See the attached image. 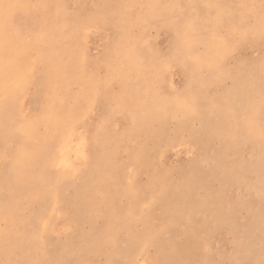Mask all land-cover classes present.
Masks as SVG:
<instances>
[{
	"label": "rangeland",
	"instance_id": "1",
	"mask_svg": "<svg viewBox=\"0 0 264 264\" xmlns=\"http://www.w3.org/2000/svg\"><path fill=\"white\" fill-rule=\"evenodd\" d=\"M9 1L15 12H0L1 29L16 31L0 45L11 62L0 65V264H264V0ZM194 13L203 28L189 43ZM132 46L146 58L128 60ZM57 110L92 136L84 180L89 155L49 124Z\"/></svg>",
	"mask_w": 264,
	"mask_h": 264
},
{
	"label": "bare ground",
	"instance_id": "2",
	"mask_svg": "<svg viewBox=\"0 0 264 264\" xmlns=\"http://www.w3.org/2000/svg\"><path fill=\"white\" fill-rule=\"evenodd\" d=\"M17 2V1H16ZM43 3L44 4H46V3H48V0H43ZM42 3V4H43ZM206 3V2H205ZM220 3V2H219ZM12 3H10V1L9 0H0V12H3L4 14H6V15H8L9 13L8 12H11V14H13L14 12H15V10H14V7H13V5H11ZM220 4H222V2L220 3ZM41 5V4H40ZM58 5V4H57ZM214 5V4H213ZM223 5V4H222ZM43 6V5H42ZM55 6V5H54ZM250 6V5H249ZM174 7V6H173ZM191 8V7H190ZM170 9V8H169ZM194 9V8H193ZM191 10V9H190ZM226 10V9H225ZM218 11V10H217ZM222 11V10H221ZM221 11L219 12V14L217 15V17H216V20H219L220 19V21L222 20L223 21V19H225V15L222 13L221 14ZM3 13H0V14H3ZM8 13V14H7ZM199 15H200V13H198ZM194 16H188V17H185V19H187V21L189 22V24H190V29H191V33L187 36V39H188V42L190 43V42H193V41H195L196 39H198V38H200L201 37V33H200V31H199V28L200 27H202L203 28V24H202V20H203V17H202V15L201 16H197V17H195V13L193 14ZM215 15V14H214ZM93 16H95V15H93ZM100 16V15H99ZM120 16V15H119ZM90 17H91V14H90ZM88 18L89 20L88 21H86L84 24L86 25V29H88V28H91L92 26H93V24H95V23H92L91 22V20H92V18ZM97 17V16H96ZM95 17V18H96ZM91 19V20H90ZM103 19V18H102ZM131 19V18H130ZM8 20L9 19H7V23H8ZM95 20H97V19H95ZM94 20V21H95ZM93 21V20H92ZM219 21V22H220ZM73 20L72 19H70L69 18V16H68V14H65L64 16H63V26L66 28V27H70L72 24H73ZM97 22H99V21H97ZM101 22V21H100ZM1 21H0V45H4V46H6V47H8V43H9V38H10V35H13L12 33H15L16 31L14 30V28L12 27V28H10V29H1ZM5 23H6V21H5ZM6 23V24H7ZM175 23V22H174ZM264 23V22H263ZM84 25V26H85ZM262 25H264V24H262ZM59 27H61V26H59ZM63 29V28H62ZM93 29V28H92ZM51 30H52V28H51ZM84 30V29H83ZM96 30V29H95ZM233 30V29H232ZM89 31V30H88ZM99 30H97V32H98ZM84 32V31H83ZM203 32V31H202ZM39 33V32H38ZM41 33V32H40ZM48 33V32H47ZM86 33V32H85ZM89 33V32H88ZM212 33V32H211ZM36 35H35V37L33 38L32 37V39H35L34 41V43H40V45H41V49H44V47L43 46H45L46 44V41H48L47 39L45 40V38L44 37H39L38 35H37V32L35 33ZM91 34H92V32H91ZM95 34V33H94ZM17 34H14V36H13V40L16 42V44L18 45L19 44V42L22 40H20V39H18V36H16ZM27 35V34H26ZM33 35H34V32H33ZM47 35V34H46ZM51 36V35H50ZM211 36H213L212 34H211ZM236 36V35H235ZM29 37H31V36H29ZM214 38H215V36H213ZM62 38V37H61ZM221 38V37H220ZM88 40V39H87ZM30 41V40H29ZM31 41H33V40H31ZM52 41V40H51ZM105 41V40H104ZM216 44H217V49L220 47V46H223L222 45V40H219L218 38H215L214 40H213ZM49 42V41H48ZM92 42V41H91ZM99 42V41H98ZM185 42V41H184ZM21 43H22V41H21ZM31 43H33V42H31ZM51 43V42H50ZM50 43L49 44H47V45H50ZM62 43V42H61ZM65 43V42H64ZM100 43V42H99ZM185 43H187V42H185ZM184 43V44H185ZM223 43L225 44V42L223 41ZM56 44V43H55ZM66 44V43H65ZM165 44V43H164ZM93 45V44H92ZM187 45V44H186ZM19 46H21V44L19 45ZM59 46V45H58ZM38 47V46H37ZM55 47V46H54ZM57 47V46H56ZM55 47V48H56ZM60 47V46H59ZM25 49V47L23 46V50ZM21 50V49H20ZM48 50H49V48H48ZM48 50H46L47 52H48ZM45 51V52H46ZM51 52V51H50ZM96 52V51H95ZM18 53V52H17ZM42 53V52H41ZM40 53V54H41ZM99 53V52H98ZM125 56H126V58L128 59V60H130V61H132V62H134V61H139L141 58L142 59H145L146 57L145 56H143L141 53H139V51H137L135 48H133V46L132 47H129L125 52ZM14 54H16V53H14ZM38 54V53H37ZM48 55L49 54H47V57H48ZM62 55V54H61ZM15 56V55H14ZM16 56H18V54L16 55ZM59 56H60V54H59ZM193 56V55H192ZM191 56V58H194V57H192ZM195 56V55H194ZM42 57H44V56H42ZM3 58V57H2ZM34 58V57H33ZM39 58V57H38ZM58 58V57H57ZM83 58V57H82ZM195 58H196V56H195ZM8 58H6V59H4V60H2V59H0V65H1V69H2V66L4 65V64H9V63H11L9 60H7ZM36 59V58H35ZM40 59V58H39ZM20 62L21 61H19V64H20ZM28 63V62H27ZM97 63V62H96ZM32 64V63H31ZM23 65V64H22ZM29 65V64H28ZM80 65V64H79ZM97 65V64H96ZM64 66V65H63ZM63 66H62V68H63ZM98 66V65H97ZM33 66H31V68H32ZM25 68H27V66L25 67L24 66V70L23 71H25L26 69ZM68 68H70V67H68ZM81 69V68H80ZM5 70H7V69H5ZM4 69H3V71H5ZM11 70V69H10ZM34 70V69H33ZM1 71V70H0ZM2 71V72H3ZM12 71H14V72H16V69L15 70H13L12 69ZM23 71H21V72H23ZM27 71V70H26ZM29 71H31V70H29ZM61 72V71H60ZM19 73V72H18ZM62 73V72H61ZM101 73V72H100ZM106 73V72H105ZM11 74H13V73H11ZM5 75H6V73H5ZM20 75V74H19ZM29 75H30V73H29ZM6 76H8V75H6ZM13 76V75H12ZM63 76V75H62ZM171 76V75H170ZM60 77V76H59ZM7 78V77H6ZM9 78V77H8ZM25 78V77H24ZM98 78V77H97ZM13 79V78H12ZM12 79L10 80V78H9V82L10 81H12ZM31 79V78H30ZM30 79L28 80L29 82H30ZM36 80H38V79H36ZM25 81V83H27V81H26V79L24 80ZM28 82V83H29ZM55 83V82H54ZM7 85H8V82H7ZM7 85H5V86H7ZM28 85V84H27ZM37 85H39V84H37ZM53 85H55V84H53ZM172 85V84H171ZM254 85V84H253ZM252 85V86H253ZM4 86V87H5ZM12 86V85H11ZM22 86V85H21ZM24 86V85H23ZM22 86V87H23ZM26 86V85H25ZM3 87V88H4ZM21 87V88H22ZM27 87V86H26ZM25 87V88H26ZM53 87V86H52ZM2 88V87H1ZM0 88V89H1ZM25 88H22L23 90L25 89ZM29 88V87H28ZM86 88V87H85ZM14 88H12V90H13ZM15 89H17V88H15ZM12 90H10V91H12ZM17 90H19V88L17 89ZM23 90H21V91H23ZM49 90V89H48ZM96 90V89H95ZM20 91V90H19ZM18 91V92H19ZM18 92H15V93H18ZM59 93V92H58ZM58 93H56V94H52V93H50L51 95H54L53 97V99L52 100H54V101H56L55 102V104L56 103H58V104H62L63 102H61V99H62V95H60V94H58ZM92 93V95L94 94L93 93V91L91 92ZM4 95V94H3ZM91 95V96H92ZM95 95V94H94ZM100 94L99 93H96V96H99ZM194 95H196V94H194ZM193 95V96H194ZM46 96V95H45ZM15 97V96H14ZM47 97V96H46ZM92 97H94V96H92ZM195 97V96H194ZM193 97V98H194ZM51 98V97H50ZM95 98V97H94ZM15 99H17V97H15ZM103 99V98H102ZM17 101V100H16ZM15 101V102H16ZM31 101V100H30ZM45 101H47V100H45ZM93 101V100H92ZM183 101V100H182ZM50 103V101H47L46 103V105L48 106V104ZM16 103H18V102H16ZM51 103H52V101H51ZM53 104V103H52ZM9 105V104H8ZM8 105H6V106H8ZM27 105V104H26ZM94 105V104H93ZM46 106V107H47ZM51 106V105H50ZM49 106V107H50ZM204 105H202L201 106V108L203 107ZM37 107V106H36ZM45 107V108H46ZM56 107V106H55ZM88 107V106H87ZM51 108V107H50ZM53 109H54V107H52ZM51 108V109H52ZM57 108H58V110H59V107H58V105H57ZM60 108H62V107H60ZM7 109H9L8 107L5 109V110H7ZM44 109V108H43ZM56 109V108H55ZM54 109V110H55ZM46 110V109H45ZM44 110V111H45ZM57 110V112L59 113V115H58V118L57 119H55V121H57V122H55L54 120H52L51 118L52 117H54V115H53V113L51 114V115H53L51 118H49L48 117V121H49V124H52V123H54V125H53V127L52 128H54V129H57V127L59 126L60 128H65L66 130V132H68V133H66V134H60L61 135V137L63 136V138H64V136L66 135V137H67V135H69L70 137H72L73 139L74 138H76L75 139V141H77L78 143H77V150L78 151H80L82 154H87V155H89V153L87 152V149L86 148H88L87 146H88V143L90 142H88V138H89V136H91V135H89V131L88 130H78V127H75L74 126V122L75 121H73V117L71 116V118L69 117L68 118V116L66 117V114H64V113H62L61 114V112L60 111H58ZM159 110H161V111H163L164 110V104H162L161 106H160V108H159ZM53 111V110H52ZM51 111V112H52ZM160 111V112H161ZM25 112V111H24ZM46 112V111H45ZM58 113H56V114H58ZM92 113V112H91ZM46 115H48L47 113H45ZM28 115H29V113H28ZM34 115V114H33ZM40 115H42V114H40ZM39 116V115H38ZM38 116H35L36 118H38ZM42 116H44V113H43V115ZM34 117V116H33ZM34 117V118H35ZM24 119H25V117H24ZM24 119H23V123H25V125H24V129L27 131V136L26 137H28V132H30L31 131V129H32V124L30 123L31 122V120L29 121L28 119L24 122ZM135 119H137L136 117H135ZM40 121V120H39ZM48 121H47V123H48ZM14 122V121H13ZM21 122V121H20ZM19 122V123H20ZM34 122H36V121H34ZM43 122V121H42ZM77 122V121H76ZM83 122V121H82ZM22 123V124H23ZM37 123V122H36ZM46 122H43V124H45ZM57 123H58V125H57ZM81 123V122H80ZM39 124V123H38ZM37 124V126H39ZM246 124L248 125H250V126H256V122L255 121H253V119H252V121L251 120H247L246 121ZM13 125V124H12ZM15 126V125H14ZM36 126V127H37ZM40 126H42V125H40ZM43 127V126H42ZM7 128V127H6ZM16 128V127H15ZM86 128V127H85ZM84 128V129H85ZM38 129H39V127H38ZM42 129H44V128H42ZM47 129V128H46ZM45 129V130H46ZM40 130V129H39ZM16 131V130H15ZM38 131V130H37ZM47 131H49V130H47ZM44 132H46V131H44ZM62 132V131H61ZM63 133V132H62ZM53 133L51 132V135H52ZM24 135H26V134H24ZM93 135V134H92ZM10 136V135H9ZM65 137V138H66ZM229 137L231 138V139H236L237 137H239V133H238V131H237V127H232V129H231V131H230V134H229ZM1 138V137H0ZM62 138V139H63ZM91 138H92V136H91ZM61 139V138H60ZM42 140V139H41ZM40 141V140H39ZM38 141V142H39ZM74 141V142H75ZM95 141V140H94ZM32 142H34V140H32ZM42 142V141H41ZM40 142V143H41ZM70 142V141H69ZM34 144H35V142H34ZM39 144V143H38ZM38 144H36V145H38ZM66 142H63V143H61V144H59L56 148H58L60 151H64L65 150V148H66ZM20 146V145H19ZM19 146H17V147H19ZM72 147H74V146H72ZM94 147V146H93ZM55 148V149H56ZM90 148V147H89ZM40 149V148H39ZM44 149H45V146H44ZM40 150L41 152L39 153V155H46V151L45 150ZM21 150H22V148H21ZM57 150V149H56ZM38 151V150H37ZM93 151V150H92ZM15 152H16V150H15ZM19 152V151H18ZM17 152V153H18ZM23 152V151H22ZM22 152H20L21 154H22ZM58 152V151H57ZM90 152V151H89ZM99 152V151H98ZM1 153V152H0ZM24 153V152H23ZM31 153H33V152H31ZM90 153H92V152H90ZM35 154V153H34ZM38 154V153H37ZM2 155V154H1ZM6 155V154H5ZM57 154H55L54 156H56ZM100 155V154H99ZM35 156V155H34ZM34 156H33V158H34ZM93 156H94V151H93V153L91 154V155H89V157H87V160H85V162L84 163H82L81 165V167L79 168V170H78V172H79V176H80V179H82V180H84V178H85V172L88 170V168L93 164V160H92V158H93ZM6 157V156H5ZM8 157V156H7ZM56 157H58V156H56ZM81 157V156H80ZM139 157V156H138ZM44 158H46V156L44 157ZM52 159H56V158H53V157H51ZM50 158V159H51ZM8 159V158H7ZM47 159V158H46ZM83 159V158H82ZM138 159V158H137ZM3 160H4V158H3ZM89 160H91V162L92 163H89L88 161ZM95 160H97L98 161V159H95ZM11 161H12V159H11ZM13 161H14V159H13ZM12 161V162H13ZM48 161V160H47ZM84 161V160H83ZM95 162V161H94ZM14 163V162H13ZM17 162H15V164H16ZM7 164V163H6ZM1 165V164H0ZM5 165V164H4ZM94 166V165H93ZM98 166V165H97ZM3 167V166H2ZM9 168H11V167H9ZM42 169V168H41ZM2 170H3V168H2ZM67 170V169H66ZM68 171V170H67ZM69 171H70V169H69ZM77 172V171H76ZM97 172V171H96ZM3 173V172H2ZM68 173V172H67ZM66 173V174H67ZM94 173V172H93ZM62 174H63V176H64V172H62ZM69 174L71 175V173L69 172ZM76 175H77V173H76ZM87 176V175H86ZM66 177V176H65ZM79 178V177H78ZM16 179V178H15ZM26 179V178H25ZM40 179V178H39ZM39 179H36V180H39ZM1 183V182H0ZM17 183H18V181H17ZM16 185V184H15ZM18 186V185H17ZM21 186V185H20ZM20 186H19V188H20ZM5 187V186H4ZM4 189H6V188H4ZM3 192V191H2ZM1 192V193H2ZM55 193V192H54ZM30 196V195H29ZM14 198V197H13ZM58 198V197H57ZM33 199V198H32ZM53 199V198H52ZM63 201V200H62ZM25 203V202H24ZM66 204V203H65ZM14 206V205H13ZM1 207V206H0ZM58 207V208H57ZM57 207H56V209H58L56 212H58V213H60V211H61V209L63 208V206L62 205H57ZM12 209V208H11ZM13 210V209H12ZM12 210H10V211H12ZM64 210V209H63ZM68 210V209H67ZM69 211V210H68ZM14 212V211H13ZM12 212V213H13ZM23 212V211H22ZM11 212H8V214H10ZM66 213V212H65ZM3 215V214H2ZM19 215V214H18ZM20 215H21V213H20ZM45 215V214H44ZM65 216V215H64ZM15 217V216H14ZM26 218V217H25ZM58 218V217H57ZM61 218V217H60ZM67 218V217H66ZM62 219V218H61ZM1 220V219H0ZM4 220V219H3ZM21 220V219H20ZM65 220H67V219H65ZM70 220V219H69ZM68 220V221H69ZM67 221V222H68ZM13 222H15V221H12V223ZM17 222V221H16ZM62 222V221H61ZM70 222V221H69ZM3 223V224H2ZM1 223V225L3 226L4 225V221ZM65 224V223H64ZM63 224V226H65ZM68 224V223H67ZM60 225H62V224H60ZM1 226V227H2ZM4 227V226H3ZM56 227V226H55ZM144 227V226H143ZM72 230H75V226H74V229H72ZM3 231L4 232H2L0 235L1 236H6L7 235V233L5 232V230L3 229ZM19 231V230H18ZM62 231H63V229H62ZM36 232H37V230H36ZM74 232V231H73ZM7 237V236H6ZM8 243V242H7ZM65 244V243H64ZM164 245V244H163ZM114 255V254H113ZM3 256V255H2ZM0 259H2V258H0ZM6 263H7V261H6ZM9 264V263H8Z\"/></svg>",
	"mask_w": 264,
	"mask_h": 264
}]
</instances>
